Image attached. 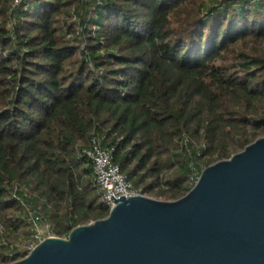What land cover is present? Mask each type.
Returning a JSON list of instances; mask_svg holds the SVG:
<instances>
[{
	"label": "trees",
	"instance_id": "16d2710c",
	"mask_svg": "<svg viewBox=\"0 0 264 264\" xmlns=\"http://www.w3.org/2000/svg\"><path fill=\"white\" fill-rule=\"evenodd\" d=\"M101 1L26 0L12 12L0 0V224L10 241L32 234L15 183L57 237L108 217L81 156L94 122L127 180L162 201L189 193L193 168L264 137V0ZM25 257L0 248V264Z\"/></svg>",
	"mask_w": 264,
	"mask_h": 264
},
{
	"label": "water",
	"instance_id": "95a60500",
	"mask_svg": "<svg viewBox=\"0 0 264 264\" xmlns=\"http://www.w3.org/2000/svg\"><path fill=\"white\" fill-rule=\"evenodd\" d=\"M111 199L107 218L10 264H264V137L205 168L179 200Z\"/></svg>",
	"mask_w": 264,
	"mask_h": 264
},
{
	"label": "built area",
	"instance_id": "2783aa9c",
	"mask_svg": "<svg viewBox=\"0 0 264 264\" xmlns=\"http://www.w3.org/2000/svg\"><path fill=\"white\" fill-rule=\"evenodd\" d=\"M26 0H12L11 11L19 8ZM86 6L96 9L103 5L101 0H82ZM11 12V13H12ZM10 28H13V23H10ZM81 32V30H80ZM99 125L94 122V128L88 140L87 148L83 149L81 156L86 157L92 166L91 181L98 189L102 201L109 206L110 211L114 208L115 199L145 196L142 190L134 188L133 184L129 182L126 176L121 172L120 166L113 161V149L107 147V134L99 130ZM195 145L194 141L187 134H183L179 140L180 151H186L191 154V146ZM200 174L193 168L191 174V184L194 186L199 179ZM11 194L20 204L22 209L28 216V221L31 225L30 239L25 241V250L21 252L18 248L19 244H13L9 239V234L6 228L0 224V248L5 249V255L8 258H13L18 253L22 255H29L38 244L42 243L46 238L57 237L52 230L49 223L43 222L40 214L35 211L29 204L27 198L32 197L28 188L15 183L11 187Z\"/></svg>",
	"mask_w": 264,
	"mask_h": 264
},
{
	"label": "rangeland",
	"instance_id": "374dc122",
	"mask_svg": "<svg viewBox=\"0 0 264 264\" xmlns=\"http://www.w3.org/2000/svg\"><path fill=\"white\" fill-rule=\"evenodd\" d=\"M209 4V1H208ZM149 185V183H146V186ZM31 230V228H29ZM13 244H19L20 247L18 248L21 252H23L25 249V240L24 238L20 237V239L15 240V241H11Z\"/></svg>",
	"mask_w": 264,
	"mask_h": 264
}]
</instances>
